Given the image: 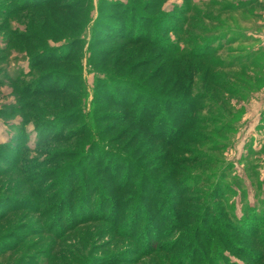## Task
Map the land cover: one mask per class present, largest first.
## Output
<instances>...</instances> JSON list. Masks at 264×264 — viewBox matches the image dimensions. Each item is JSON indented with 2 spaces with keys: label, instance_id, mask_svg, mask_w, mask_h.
<instances>
[{
  "label": "rangeland",
  "instance_id": "obj_1",
  "mask_svg": "<svg viewBox=\"0 0 264 264\" xmlns=\"http://www.w3.org/2000/svg\"><path fill=\"white\" fill-rule=\"evenodd\" d=\"M37 1L0 0V264H264V0Z\"/></svg>",
  "mask_w": 264,
  "mask_h": 264
},
{
  "label": "trees",
  "instance_id": "obj_2",
  "mask_svg": "<svg viewBox=\"0 0 264 264\" xmlns=\"http://www.w3.org/2000/svg\"><path fill=\"white\" fill-rule=\"evenodd\" d=\"M37 1V0H36ZM50 2L48 1V0H39V1H37V2H33V3H30V4H21L20 6H22V7H24V6H34L35 8H37V7H40V5H47V4H49ZM116 21V20H115ZM121 22V21H120ZM104 25L106 26L107 25V27L109 28V30H111L112 32H113V34H111V36H112V38H113V35H114V38H125V39H127L128 41H130V42H141V41H143V42H149V36L148 35H144V36H142L141 34L140 35H138V36H136V37H134V38H132V37H129V36H126L125 34H124V31H125V27H124V25L122 24V23H116V22H114V23H110V22H105L104 23ZM42 54L41 55H43L44 53L43 52H41ZM40 55V56H41ZM198 56H200V57H205V58H208V56H206V55H204V53H203V56H201V54H199ZM52 57V56H51ZM51 57H49V58H51ZM53 58L54 57H52L51 59L53 60ZM55 58H57V59H60L61 57H55ZM54 58V59H55ZM64 58V57H63ZM45 60L46 59H44V60H42L41 61V63H43V61L45 62ZM60 60H62V59H60ZM66 60V59H65ZM48 61H50V60H48ZM116 79V78H115ZM118 79V81H119V85H117V87H116V90L114 91V93L113 94H109L108 96H110V97H112V99L114 100V101H116V103L118 104V105H120V106H124V107H130V106H132L133 108H135L136 106H137V103H135L136 101V99H138V101H140V100H142L143 98H142V96H144L143 94L142 95H138L135 99H134V101H133V103H131V105H130V103H128V99H129V95L131 94V91H129L130 90V88L131 87H133L134 86V84L132 83V81H130V80H128V79H124V78H122V79H120V78H117ZM147 94H148V96H149V94H150V92H146ZM149 98V97H148ZM152 100L151 101H149L148 100V102H147V104H146V106H144V108H142V109H139V110H136V109H132L131 111H130V113H129V118H132L133 120H135L136 122H138V123H141V125H143L144 123H146V121L147 120H145L146 118H147V114H148V112H150V110L153 108V109H155L156 108V106H155V104H160V103H162V105H164V106H166L167 105V103H165V101H163V100H161V99H156L155 97H152L151 98ZM153 103H154V105H153ZM153 105V106H152ZM184 107V106H183ZM152 109V110H153ZM140 111H143V113H144V116H143V118L142 117H139L140 115L138 114L137 115V112H139L140 113ZM177 114V116H179L180 117V120H179V122L180 123H178V125L179 126H181L182 128H188V127H190L191 125H193V119H194V117H193V114H192V112H190V111H188V110H184V108H181V109H179V110H177V112H176ZM143 119V120H142ZM184 120H187L186 122H184ZM155 135H157V136H159V137H161V134L159 133H155ZM162 137H163V135H162ZM199 138L198 137H196L195 138V141L194 142H197V140H198ZM196 160V159H195ZM117 169V168H116ZM190 186V185H189ZM188 189H190V188H187V187H185L184 186V188H182V191H180V195L182 196V194L184 193V192H186ZM161 192H166L164 189H162V187L161 188H159V187H157V188H155L154 190H150V192H146L147 193V196H149V198H150V200H151V194L153 193L155 196H157V195H159ZM191 201H193V200H191ZM212 206L211 205H208L207 207H206V210L207 209H210V211L212 210ZM206 212V211H205ZM176 217L178 218V219H180L181 218V215H177V216H175L174 217V219H176ZM202 220H204L205 222H206V220H208V222L210 223L209 224V228H207V229H205L204 231H210L211 230V228H213V223H212V221L209 219V218H207V215H206V219H202ZM202 220L200 221L201 222V224H202ZM219 222V221H218ZM217 222V223H218ZM212 223V224H211ZM195 230L196 231H198L199 232V230L200 229H198L197 227H195ZM201 231V230H200ZM211 236V234L208 236V237H210ZM212 237V236H211Z\"/></svg>",
  "mask_w": 264,
  "mask_h": 264
}]
</instances>
